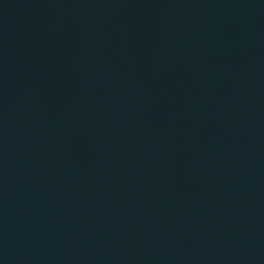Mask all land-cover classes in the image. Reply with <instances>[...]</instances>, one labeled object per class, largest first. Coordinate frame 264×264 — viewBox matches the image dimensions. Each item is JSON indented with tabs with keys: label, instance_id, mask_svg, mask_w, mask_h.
<instances>
[{
	"label": "water",
	"instance_id": "obj_1",
	"mask_svg": "<svg viewBox=\"0 0 264 264\" xmlns=\"http://www.w3.org/2000/svg\"><path fill=\"white\" fill-rule=\"evenodd\" d=\"M0 264H264V0H0Z\"/></svg>",
	"mask_w": 264,
	"mask_h": 264
}]
</instances>
